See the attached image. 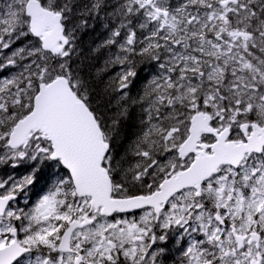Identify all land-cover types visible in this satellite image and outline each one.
<instances>
[{"label": "snow or ice", "instance_id": "obj_1", "mask_svg": "<svg viewBox=\"0 0 264 264\" xmlns=\"http://www.w3.org/2000/svg\"><path fill=\"white\" fill-rule=\"evenodd\" d=\"M0 264H264V0H0Z\"/></svg>", "mask_w": 264, "mask_h": 264}, {"label": "rangeland", "instance_id": "obj_2", "mask_svg": "<svg viewBox=\"0 0 264 264\" xmlns=\"http://www.w3.org/2000/svg\"><path fill=\"white\" fill-rule=\"evenodd\" d=\"M139 87H142V84H138L137 88H139ZM135 91H136V89H133V92H135Z\"/></svg>", "mask_w": 264, "mask_h": 264}]
</instances>
